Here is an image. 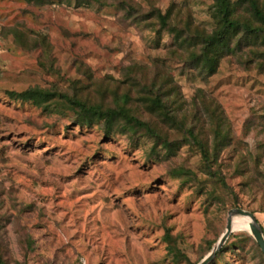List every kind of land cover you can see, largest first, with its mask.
<instances>
[{
	"label": "rangeland",
	"instance_id": "1",
	"mask_svg": "<svg viewBox=\"0 0 264 264\" xmlns=\"http://www.w3.org/2000/svg\"><path fill=\"white\" fill-rule=\"evenodd\" d=\"M101 1L0 0L4 264H197L222 235L230 209L251 212L264 228L262 38L242 41L240 50L225 54L216 72L205 76L184 67L171 33L157 34L151 26L136 24L120 8L122 0ZM128 1L142 12L151 5L162 13L171 8L194 26L214 28L213 0ZM258 3L264 9V0ZM247 8L241 3L238 15L252 18ZM12 26L33 37L43 35L48 55L40 44L33 50L15 45L6 33ZM134 74L156 75L166 83L170 78L178 93L175 105L187 118L200 97L219 105L230 138L214 166L228 188L214 186L202 172L197 147L175 129L167 128V138L174 140L173 153L167 154L141 133L106 136L102 121L77 125L76 111L62 104L46 111L7 96V91L31 86L68 92L77 86L88 101L101 97L103 106H109L113 98L122 104V93L129 92L127 106L146 117L138 87L130 83ZM197 108L195 118L201 122L192 124L208 133L204 107ZM176 169L191 174L174 176ZM249 222L245 216L232 217L225 249L208 264H264ZM166 232L178 250L176 257L167 251Z\"/></svg>",
	"mask_w": 264,
	"mask_h": 264
},
{
	"label": "trees",
	"instance_id": "2",
	"mask_svg": "<svg viewBox=\"0 0 264 264\" xmlns=\"http://www.w3.org/2000/svg\"><path fill=\"white\" fill-rule=\"evenodd\" d=\"M26 1L42 4L50 0ZM58 1L68 2L70 0ZM95 1L104 3L101 0ZM241 3H247V10L252 18L248 19L238 15V8ZM121 4L119 5L120 8L136 24L143 27L151 26L157 34L163 31L171 33L173 43L176 46L175 50L179 51L184 67L194 69L205 76H210L216 72L220 60L225 54H235L236 51L240 50L242 41L253 40L257 42L258 39L262 38L264 42V9L259 5L258 0H213L211 15L214 28L211 31L194 26L189 19H181L171 8L162 13L160 9L151 5L149 9L142 12L128 0H122ZM149 19L152 20L148 21ZM147 21L148 23H145ZM6 33L12 35L15 45L21 46L25 50H33L40 44L39 47L44 56H47L50 51L43 35L33 37L28 31L18 26L8 27ZM128 70L130 73H135L131 68ZM143 77L145 78L134 74V78L130 79V83L134 87H138V93L141 94L140 99L145 104L150 117L139 115L138 110L132 111L128 107L129 103L127 106L130 99L129 92L122 93V104H119L113 98V104L109 106H103L104 102L101 97L88 101L77 86L73 92L55 87L31 86L21 91H7V96L12 101L29 103L46 111L50 107L57 108L62 104L66 108L76 111L75 122L77 125H92L102 121L103 124L100 127L106 136L121 133L131 138L135 134L141 133L142 136L152 138L156 144L164 147L167 154L173 153L172 147L174 146V140L167 138V128L175 129L181 133L184 140L197 147L200 153L202 172L214 181V186L221 185L223 188H228L220 169L214 166L217 164L218 154L228 145L230 138L228 130L224 128V125L228 122L223 116L219 105L212 104L213 102L207 101L203 97L199 98L198 103L193 104L195 111L199 109L197 108L198 105L204 107L203 113L205 111L206 114L202 118L210 125L209 132L206 133L202 126L197 129V125H193L201 122L200 119L195 118V111L190 119V117H186V112H181V105H175L178 93L171 86L173 82L170 78L166 83L165 78L154 79L157 78L156 75L151 77L154 80L146 77L145 74H143ZM74 82L76 83V81ZM188 120H191V123ZM208 137L210 139H207ZM208 140L211 142L210 147ZM151 150L154 154H157L155 146ZM171 173L174 176L186 177L191 174L190 171L185 169H176ZM261 228L264 232L263 226ZM164 237L168 242L166 246L168 253L176 257L178 250L175 244L172 243V237L168 232L165 233ZM255 244L259 254L264 259L259 246L256 242ZM223 249H225L224 245H222L219 252ZM207 250H210V246ZM217 253L215 256L219 254ZM0 264H4L1 255Z\"/></svg>",
	"mask_w": 264,
	"mask_h": 264
},
{
	"label": "water",
	"instance_id": "3",
	"mask_svg": "<svg viewBox=\"0 0 264 264\" xmlns=\"http://www.w3.org/2000/svg\"><path fill=\"white\" fill-rule=\"evenodd\" d=\"M245 216L246 218H249V232L253 236L255 242L260 248V251L262 252L264 256V235L261 226L256 221V218L254 215L246 210H243L241 208H232L227 212V218L225 223V228L220 236V238L217 240L213 248L210 250V252L197 264H208L216 255V253L220 250L222 245L225 243V241L228 239L229 235L233 232L232 231V217L233 216Z\"/></svg>",
	"mask_w": 264,
	"mask_h": 264
}]
</instances>
